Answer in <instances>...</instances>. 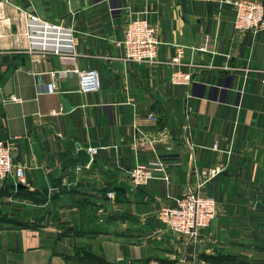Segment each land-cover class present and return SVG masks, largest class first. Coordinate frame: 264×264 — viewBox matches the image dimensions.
<instances>
[{
    "label": "crops",
    "instance_id": "0c3cea01",
    "mask_svg": "<svg viewBox=\"0 0 264 264\" xmlns=\"http://www.w3.org/2000/svg\"><path fill=\"white\" fill-rule=\"evenodd\" d=\"M228 1L0 0V139L25 165L23 187L0 180V264H264V29L236 28ZM137 14L159 62L121 59ZM179 44L189 83L169 78ZM77 143L98 147L87 164ZM156 151L169 180L134 186L127 169ZM189 190L216 209L193 237L156 216Z\"/></svg>",
    "mask_w": 264,
    "mask_h": 264
},
{
    "label": "built area",
    "instance_id": "2783aa9c",
    "mask_svg": "<svg viewBox=\"0 0 264 264\" xmlns=\"http://www.w3.org/2000/svg\"><path fill=\"white\" fill-rule=\"evenodd\" d=\"M227 1V0H224ZM232 7V22L236 28L250 30L253 33L264 29V2L259 0H230ZM38 18L34 15L32 17ZM209 38L208 34L205 35ZM158 32L153 24L141 15L131 16L125 24L124 33L117 41L123 47V61L131 62H159L157 58ZM184 45H177L175 54L167 62L174 65L170 72V81L176 84L189 83L191 72L183 68L181 55ZM205 46H195L193 49L202 50ZM44 55L43 52H41ZM61 56L74 57L73 53L61 52ZM71 71L78 76V91L95 90L98 88L97 73L94 68H72L62 70L64 74ZM47 91H59L56 82L51 81L46 86ZM154 118V116H153ZM212 148H217L213 142ZM90 156L98 151L97 146H89ZM223 169L222 166L208 168L204 180L214 176ZM128 176L134 186L146 185L153 178L169 180L168 162L162 153L153 152L144 162H137L127 169ZM14 174L20 182L24 181L25 165L14 163L11 150L0 139V180ZM173 203H165L157 211L158 220L164 226L176 233L189 237L197 234L199 228L208 226L215 217V200L212 196L189 190L181 195L172 197Z\"/></svg>",
    "mask_w": 264,
    "mask_h": 264
},
{
    "label": "water",
    "instance_id": "95a60500",
    "mask_svg": "<svg viewBox=\"0 0 264 264\" xmlns=\"http://www.w3.org/2000/svg\"><path fill=\"white\" fill-rule=\"evenodd\" d=\"M62 102H63L62 107L64 110L70 109L71 104L69 103V101L66 98H62ZM75 152L84 164H87L89 162L90 157H91L90 153L84 147H82L79 143L76 144ZM16 185H17V187H20V186L23 187L24 186V184H22L21 182H18ZM256 206L264 208V203L261 201H257Z\"/></svg>",
    "mask_w": 264,
    "mask_h": 264
},
{
    "label": "rangeland",
    "instance_id": "374dc122",
    "mask_svg": "<svg viewBox=\"0 0 264 264\" xmlns=\"http://www.w3.org/2000/svg\"><path fill=\"white\" fill-rule=\"evenodd\" d=\"M182 62V61H181ZM183 64V63H182ZM181 84H183V83H181Z\"/></svg>",
    "mask_w": 264,
    "mask_h": 264
}]
</instances>
